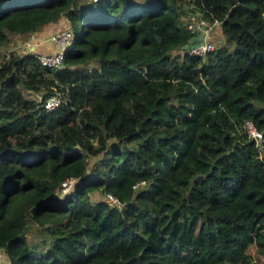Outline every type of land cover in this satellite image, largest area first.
<instances>
[{
  "label": "trees",
  "instance_id": "obj_1",
  "mask_svg": "<svg viewBox=\"0 0 264 264\" xmlns=\"http://www.w3.org/2000/svg\"><path fill=\"white\" fill-rule=\"evenodd\" d=\"M186 2L232 47L180 52ZM61 17V68L0 56L5 264H264V0H0V45Z\"/></svg>",
  "mask_w": 264,
  "mask_h": 264
},
{
  "label": "built area",
  "instance_id": "obj_2",
  "mask_svg": "<svg viewBox=\"0 0 264 264\" xmlns=\"http://www.w3.org/2000/svg\"><path fill=\"white\" fill-rule=\"evenodd\" d=\"M183 10V22L188 31L191 33V37L188 39L186 44L180 47V52L203 56L215 48L212 40L207 36L212 32V27L219 23V21L217 19L209 21L203 16L202 10L193 2L184 3ZM29 37L32 39L34 37V33H30ZM72 38L73 33L67 27L51 34L49 42L52 46H54V50L37 54L38 62L43 66L61 68L63 66L64 53L72 41ZM60 99V91L54 88L47 96L43 105L46 109H52L60 103ZM240 126L249 138L255 140L257 144H260L262 141V133L250 120H244ZM75 181L76 178L72 176L63 179L61 181L60 193L62 191H66L70 187L72 188ZM144 184L145 180H140L132 184V188L138 189ZM105 196L110 203L120 206V201L116 196L111 193H106Z\"/></svg>",
  "mask_w": 264,
  "mask_h": 264
},
{
  "label": "rangeland",
  "instance_id": "obj_3",
  "mask_svg": "<svg viewBox=\"0 0 264 264\" xmlns=\"http://www.w3.org/2000/svg\"><path fill=\"white\" fill-rule=\"evenodd\" d=\"M81 1H85V0H81ZM65 18V17H64ZM63 20V17L60 18V21L56 22L57 23V27L55 28L54 32L67 27L70 29L68 23L65 21H61ZM60 27V28H59ZM212 37L211 40L214 44V47L216 46H223L226 45L228 48H231L232 45L230 43H226L224 40V37L222 36V33L220 32V25L219 23L215 24L212 27ZM52 32V34L54 33ZM33 41H31V38L28 35H13L10 34L9 35V40L3 44L0 45V56L3 57L4 55L8 54L10 51H14L17 54L21 55L27 52H32L34 53L33 50H31L29 47L31 46ZM44 44H49V41H45ZM24 95L27 98H34V99H39L40 98V94L41 92H32V91H28L25 89H22ZM115 141L112 140L111 144H113ZM100 158L99 157H90L87 160V167L91 168L92 165L94 163L97 162V160ZM71 188V187H70ZM70 188H68L66 191H62L61 193L58 194V197L63 196L65 193L70 192ZM96 196H101V194L98 191H95ZM26 235L28 238L29 243L33 246L34 250L39 253L41 251H43L46 248V244H47V240L45 239L46 237L44 236V234L42 233V230L40 229V227L35 224L33 221L30 220L28 226H27V231H26ZM5 254L4 251L2 249H0V263L1 264H5Z\"/></svg>",
  "mask_w": 264,
  "mask_h": 264
},
{
  "label": "crops",
  "instance_id": "obj_4",
  "mask_svg": "<svg viewBox=\"0 0 264 264\" xmlns=\"http://www.w3.org/2000/svg\"><path fill=\"white\" fill-rule=\"evenodd\" d=\"M64 19L65 18L63 17V20H61V21H64ZM58 21H60V19ZM65 21H66V19H65ZM56 25H57L56 22L45 24L38 31L34 32V37L31 39V41H33V42L31 44V46L29 47L31 50L34 51V53L41 54V53H45V52L54 50V46H52L51 44L46 45V44H44V42L46 40L49 41L50 35L52 34V32H54L55 28L58 26V25L57 26ZM220 32H221V30H220ZM212 33H213V31L207 36L209 39H211Z\"/></svg>",
  "mask_w": 264,
  "mask_h": 264
}]
</instances>
